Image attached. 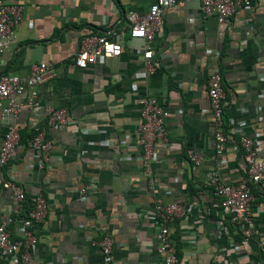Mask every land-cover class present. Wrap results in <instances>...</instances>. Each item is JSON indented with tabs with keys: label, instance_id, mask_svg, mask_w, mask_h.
Returning <instances> with one entry per match:
<instances>
[{
	"label": "crops",
	"instance_id": "crops-1",
	"mask_svg": "<svg viewBox=\"0 0 264 264\" xmlns=\"http://www.w3.org/2000/svg\"><path fill=\"white\" fill-rule=\"evenodd\" d=\"M153 2L0 0L23 7L15 42L0 49L2 71L26 76L34 65L49 63L54 72L36 87L40 106L20 111L17 155L0 166V221L14 203L3 178L23 187V212L38 195L47 201L46 216L34 229L36 262L102 264L98 242L107 233L113 264H163L153 219L161 202L194 205L169 225L178 264H264V173L251 184L249 224L234 225L211 208L215 183L234 184L245 176L241 134L256 141L264 156V0H251L224 23L214 15L200 21L192 1L166 9L146 62L143 43L130 36L125 14H144ZM112 33L120 34V55L83 69L73 65L82 37ZM212 70L224 89L226 143L219 159L206 92ZM145 96L161 101L168 132L149 175L136 144L138 100ZM47 107H64L68 124L48 127ZM11 124L12 117L0 110V143ZM38 128L51 142L43 169L29 142ZM187 149L200 154L198 165L188 160ZM10 231L17 239L20 224Z\"/></svg>",
	"mask_w": 264,
	"mask_h": 264
},
{
	"label": "built area",
	"instance_id": "built-area-1",
	"mask_svg": "<svg viewBox=\"0 0 264 264\" xmlns=\"http://www.w3.org/2000/svg\"><path fill=\"white\" fill-rule=\"evenodd\" d=\"M187 1L196 3L200 11V21L214 15L219 23L234 17L240 10L249 6L251 0H154L149 9L141 15L127 11L125 18L132 38L143 43L141 53L147 62L152 58L151 43L164 24V11L172 6H183ZM23 7L18 3H0V49H6L15 42L14 28L22 21ZM122 52L120 34H91L84 36L78 43L73 57V65L86 68L96 62L116 57ZM150 70V65L146 64ZM54 75L49 63L34 65L26 76L7 74L0 68V110L12 117V124L3 134L0 143V166H5L17 155L20 142V126L16 119L20 111L40 106L36 87L50 80ZM207 98L209 102L210 119L213 128L215 159H219L224 151L226 136L223 126L224 89L222 80L216 70H212L207 78ZM140 121L136 127V144L140 149L139 159L144 172L150 174V167L157 159V148L164 146L168 140L165 125V108L154 96H145L138 100ZM46 125L62 128L68 124V115L64 107H47ZM86 134V129H81ZM30 146L37 152V167L43 169L49 161L51 142L46 138L45 129L38 128L30 138ZM256 141L241 134L238 147L245 161V176L234 184L215 183V198L211 208L227 215L234 225L250 223L248 212L254 200L251 184L258 183L264 173V156H259ZM188 160L198 165L202 161L200 154L192 149L186 150ZM151 184V183H150ZM2 186L13 199L11 214L0 221V264H43L32 258L31 250L36 244L35 227L46 216L48 205L42 195L34 198L32 206L23 212L26 200L24 189L16 182L3 178ZM85 187L79 188V195L84 196ZM196 206V204H195ZM193 204L157 202L153 219L157 223V252L163 264H178L177 248L171 240L169 225L178 215L188 213ZM24 214H23V213ZM20 224V235L17 239L11 237L10 227L13 223ZM248 235L247 232H245ZM98 245L101 250L102 264H113V241L109 234L102 236Z\"/></svg>",
	"mask_w": 264,
	"mask_h": 264
},
{
	"label": "trees",
	"instance_id": "trees-1",
	"mask_svg": "<svg viewBox=\"0 0 264 264\" xmlns=\"http://www.w3.org/2000/svg\"><path fill=\"white\" fill-rule=\"evenodd\" d=\"M177 247V246H176Z\"/></svg>",
	"mask_w": 264,
	"mask_h": 264
}]
</instances>
